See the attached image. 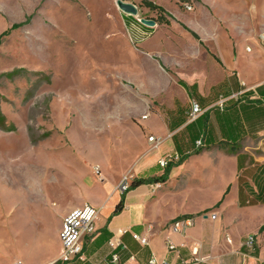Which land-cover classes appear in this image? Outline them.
I'll return each mask as SVG.
<instances>
[{
  "label": "crops",
  "instance_id": "1",
  "mask_svg": "<svg viewBox=\"0 0 264 264\" xmlns=\"http://www.w3.org/2000/svg\"><path fill=\"white\" fill-rule=\"evenodd\" d=\"M175 4L177 11L173 16L162 7L169 25L142 24L138 21L142 11L137 6V16L120 12L132 27L130 40L136 54L124 78L143 98V105L132 115L145 125L147 141L142 148L139 145L131 159L121 162L122 168L112 179L101 177V168L96 166L94 170L98 168V176L104 180L102 189L82 185L81 201L65 207L57 218L48 210H37L40 230L33 235L35 253L33 261L25 264H62L59 259L63 252V220L72 210L85 205L99 210L96 234L84 239V261L75 259L67 264H114V254L119 255L117 264H148L153 256L181 264L193 259L194 248L200 257L207 258L208 264H264V233L258 237L256 251L247 253L243 247L246 237L233 246L229 234L232 225L226 216L229 199L236 200L238 210L252 208L258 214L264 213V43L258 41L264 24L259 31L245 9L222 17L212 15L210 2L203 0H177ZM257 4L264 15V2L254 0L252 7L255 9ZM188 13L196 14L191 17ZM171 26L178 29H163ZM250 43L259 50L255 58L246 61V53H254ZM257 62L261 63L260 68ZM193 102L203 110L194 121L189 118ZM152 136L157 141L149 142ZM199 140L203 147H197ZM172 154L180 155L183 161L172 164L167 182L155 191L150 184L132 189L124 196L122 211L115 214L123 198L117 189L123 177H160L165 169L158 165L159 160ZM177 179L179 185L171 188L170 183ZM198 183L201 184L194 187ZM176 190L217 193L212 205L223 202L215 211L216 220L205 216L213 207H204L196 213L204 216L194 218L193 228L185 234L168 236V227L174 220L192 216L184 212L165 216L162 203L170 197V191ZM49 219L52 224L46 229ZM132 234L147 237L149 245L141 246ZM168 237L176 246L175 251L168 250ZM114 240L119 243L117 248L111 245Z\"/></svg>",
  "mask_w": 264,
  "mask_h": 264
},
{
  "label": "rangeland",
  "instance_id": "2",
  "mask_svg": "<svg viewBox=\"0 0 264 264\" xmlns=\"http://www.w3.org/2000/svg\"><path fill=\"white\" fill-rule=\"evenodd\" d=\"M116 1L0 0V264L33 261V235L40 230L37 210L57 218L81 201L82 185L102 189L100 178L112 179L121 162L147 141L145 125L132 115L143 98L124 78L136 60L132 27ZM150 1L172 16L177 11V0ZM134 2L142 11L138 21L156 20L158 15L140 7L141 0ZM203 2H210L212 15L222 17L249 10L251 23L261 31L264 15L260 4L252 7L254 0ZM250 47L254 53H246V61L259 50L253 43ZM98 165L101 177L94 170ZM179 181L169 186L176 188ZM169 196L162 203L165 216L184 212L195 220L204 216L196 215L200 209L213 207L207 213L216 214L223 202L212 205L217 193L176 190ZM235 202L227 200L226 214L233 246L253 236L255 246L247 247L253 253L264 233V213L238 210Z\"/></svg>",
  "mask_w": 264,
  "mask_h": 264
},
{
  "label": "built area",
  "instance_id": "3",
  "mask_svg": "<svg viewBox=\"0 0 264 264\" xmlns=\"http://www.w3.org/2000/svg\"><path fill=\"white\" fill-rule=\"evenodd\" d=\"M188 11H191L192 8L190 6H186ZM261 39L264 43V32L261 36ZM224 101L220 103V106L223 107ZM203 113L202 108L196 102H193L191 105V111L189 113L190 120L194 121ZM157 141L155 137H150L149 142L153 143ZM197 147H203V141L199 140L197 143ZM182 160L181 156L178 154H172L163 157L159 160L158 165L162 169H166L171 164H177ZM96 173L100 175V171L98 168L95 169ZM132 179L128 176L123 177L121 182L118 185V191L122 195H126L131 190ZM151 188L155 191L161 187V183L150 184ZM212 220H216V214H206L205 215ZM99 219V210L93 206L85 205L81 208H77L72 210L63 220L62 229L60 232V241L63 247L62 255L59 259V262L62 264H67L72 262L75 259H80L84 261L83 258V247H84V239L86 237H92L96 234V223ZM195 220L190 217H180L174 220L170 226L168 227V236L171 234H185L188 230L194 227ZM133 239L138 242L141 246L146 247L149 245V240L147 237L141 236L139 234H132ZM256 241L255 237H250L247 239L244 244L247 248H252L255 246ZM111 245L114 248L119 246L117 240L111 242ZM167 245L169 251H175L176 246L173 244L170 237L167 238ZM123 249H126L124 247ZM193 259L190 261H184L181 264H208L207 258L200 257L198 254V249L194 248L192 250ZM119 262V255L114 254L112 256V263L117 264ZM20 264V263H17ZM148 264H170L165 259H158L153 256Z\"/></svg>",
  "mask_w": 264,
  "mask_h": 264
},
{
  "label": "trees",
  "instance_id": "4",
  "mask_svg": "<svg viewBox=\"0 0 264 264\" xmlns=\"http://www.w3.org/2000/svg\"><path fill=\"white\" fill-rule=\"evenodd\" d=\"M134 1L135 0H129V2L133 3L136 6V3ZM180 1L181 2H189V0H180ZM140 7L147 8L152 13H155L156 15H158L156 20L154 19L156 23L169 25V21L165 18L166 11L162 7L150 2L149 0H141ZM15 27H17V26H15ZM172 166H173L172 164L169 165L165 169L164 174L160 177L134 179L131 183V190L135 189L137 187H140L142 185H149V184H155V183H162V184L166 183L168 178H169V174H170V171L172 169ZM124 196L125 195H123V198H122L120 204L117 206V208L115 210V214L120 213L122 211V208L124 205ZM183 217L193 218L192 216H183ZM243 247H245V245Z\"/></svg>",
  "mask_w": 264,
  "mask_h": 264
},
{
  "label": "water",
  "instance_id": "5",
  "mask_svg": "<svg viewBox=\"0 0 264 264\" xmlns=\"http://www.w3.org/2000/svg\"><path fill=\"white\" fill-rule=\"evenodd\" d=\"M116 5L118 9L125 14L133 15V16L138 15V8L132 3L124 2L122 0H117ZM140 21L142 24L150 27H154L156 25V22L152 20L142 19Z\"/></svg>",
  "mask_w": 264,
  "mask_h": 264
}]
</instances>
